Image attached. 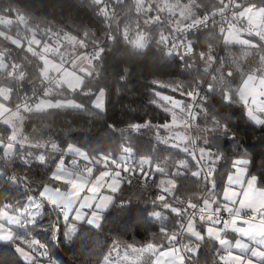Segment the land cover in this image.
Here are the masks:
<instances>
[{
	"label": "trees",
	"instance_id": "1",
	"mask_svg": "<svg viewBox=\"0 0 264 264\" xmlns=\"http://www.w3.org/2000/svg\"><path fill=\"white\" fill-rule=\"evenodd\" d=\"M175 1L191 6L195 13L192 19L182 24L179 20H174L171 15L162 13L154 0L155 11L165 18H170L171 29L182 28L203 15L222 11L225 6V0ZM104 2L108 5L110 0H104ZM140 4L141 0H123L109 29L104 18L97 15V6L93 0H0V52L12 50L14 57L27 73V79L23 84L24 91L33 90L41 81L39 67L42 66V62L26 50L27 45L20 24L13 21L9 27H4L1 22L5 18L18 17L24 25V31L31 36L34 33L37 34V38L40 35L41 38L46 39L50 34L48 30H51V33L58 32L61 35L69 33L81 38L87 33L89 41L99 40L105 47L102 58L94 62L92 75L85 77L80 90L70 92L56 88L53 92L52 99L80 100L84 106L83 110L55 108L41 113L33 111L25 113L21 110L24 112V118L27 119L25 131L29 138L33 141H37L36 138H38V141H43L45 145L56 142L61 148L72 143L88 152L90 156L109 154L117 158L124 155L121 151L122 145H131L133 152L131 160L128 161L135 163L143 157H148L153 162H161L169 173L167 176H162L154 171L155 165H153L151 174L154 178V189L142 188L133 182L131 184L125 182L121 190L114 193L117 199L104 214L105 218L101 222L102 230L97 231L84 225L83 231H80L78 226L77 235L73 237L71 244H52L50 234L43 228L30 227L34 236L49 245L53 259L63 261V264H97L95 259L97 254H101L100 259L102 260L103 255L108 254L113 241H118L122 245L135 243L139 247L148 241L156 242L161 226L178 229L181 218L171 213L170 210L163 209V202L156 201L155 205L153 204L154 197L160 194L157 186L161 179H175L176 181L175 198L170 196L168 200L174 207H181V200L186 203H197L204 195L202 181H198L191 175V171L196 170L195 162L186 157L185 153L160 143L155 128L143 129L140 133H131L130 140L122 139L121 132L124 136H128L127 129L131 123L150 121L153 125H160L171 122L170 113H165L161 107L151 103L156 99L153 95L154 91L187 100V97H181L179 93L160 87L153 81L164 84L173 81L182 82L185 89L194 88L197 83L205 80L210 67L217 59L214 67L215 79L212 82L215 86V93L207 94L209 95L206 105L209 109L208 114L202 113L198 116V129L201 133L200 146H204V140L209 139L212 142L209 145L211 150L216 152L219 147L223 153V158L215 164L212 177L217 185L216 191L221 195L228 174L235 170L232 161L241 156L250 159L251 163L247 166L248 173L257 175V186L264 187V183L259 182V178H264V132L243 116L238 104L229 107L222 102L225 91H235L240 87L241 72L252 73L257 69H264V44L252 38L255 46L226 45L221 47L217 26L212 25L193 38L194 51L191 58L186 61L187 63L178 61L163 55L165 49L158 41H161L162 37H167V30L159 28L157 19L154 17L155 11L152 9L146 7L144 13H139L137 6ZM240 4L259 7L264 5V0H240ZM124 30L128 31L129 39H132L138 32L143 33L148 40V47L144 51H133L123 39H120ZM2 31H6L22 43L18 46L9 37L1 35ZM108 35L116 36V41L109 43ZM65 47L62 51H72V46L66 44ZM94 47L95 45L91 42L88 43L87 50L80 49L77 45L76 55L84 51L91 52ZM200 53L204 54L203 59ZM74 57L75 55H66L65 60ZM210 57L216 59L213 61ZM125 69L128 70L127 79L122 83L120 78L125 75ZM229 70L232 71L233 77H226L225 74ZM4 82L13 86L12 80L8 77L7 67L0 69V84ZM224 83L229 85L227 89L221 87ZM101 88L106 92V111L103 113H99L92 107L94 96L83 94L84 92H98ZM233 99L236 97L234 96ZM14 101L15 98L9 102V105H14ZM176 112L179 117H183L179 110ZM214 119L218 124L215 125V131H210L214 127L212 123ZM225 123L231 131L236 132L242 143V149L239 152L226 137L221 135L220 126ZM109 125H113L115 131L110 130ZM167 134L165 130H160L161 136ZM9 135L10 130L0 123V136L3 137L5 144L9 142ZM43 151L47 154L51 167L58 158V154L49 151L46 147H43ZM24 153H32L34 156L40 154L36 150L32 152L21 150L15 157L8 159L0 153V172L3 173L0 176V205L26 201L27 190H20V187H24L21 183H10L9 176L12 174L16 177L27 175L33 184L47 181L46 168L36 165L26 168L22 156ZM67 157L66 162L69 164L72 159L76 158L72 155H67ZM185 158L188 159V170L181 169L182 175L173 177L171 173L177 170V163ZM209 197L210 191L206 199ZM121 199L125 201L131 199L130 210L121 208L119 204ZM49 208L46 206V215L39 220L40 224L46 225L51 218L48 215ZM153 209L161 211L163 218L158 220L150 216L149 213ZM61 237H63V227ZM215 248V244H203L199 254V263L213 264L215 254L213 249ZM89 254L91 256L86 260L85 257Z\"/></svg>",
	"mask_w": 264,
	"mask_h": 264
},
{
	"label": "snow or ice",
	"instance_id": "2",
	"mask_svg": "<svg viewBox=\"0 0 264 264\" xmlns=\"http://www.w3.org/2000/svg\"><path fill=\"white\" fill-rule=\"evenodd\" d=\"M97 6V15L105 18L109 17L108 6L104 0H93ZM237 8L242 5L237 3ZM254 15H246L253 13ZM249 25L247 32L243 35L256 36L264 41V24L261 18L264 17V5L257 7L249 5L243 8L239 14ZM191 30V26H189ZM47 38H39L37 34H33L28 41L26 50L38 61L42 62L39 72L45 82H54L56 88L67 87L70 92H76L81 89L85 77L92 75L91 68L95 61H99L105 47L99 40L89 41L87 33L84 36L77 37L69 33L61 35L60 33H51ZM117 37L108 35L107 41L114 43ZM120 39L130 46L133 51H144L148 47V40L143 33H136L132 39H129V33L124 30ZM66 42V43H65ZM95 45L91 52L84 51L76 55L77 45L80 49L87 50L88 43ZM244 45L249 41L242 40ZM164 47L163 55L172 57L178 61H184L185 57L194 51L189 42L186 49H180L176 44H170L167 37H162L158 41ZM72 46L71 52L62 51L65 45ZM19 46V44H18ZM255 46V45H253ZM66 55H75V59L65 60ZM201 59L204 54L200 53ZM213 61L215 57H210ZM83 60L88 67H80L77 69V61ZM5 65H0L3 67ZM190 67V65H186ZM125 75L121 76V82L127 79L128 70L125 69ZM81 73L83 75H81ZM226 77H233L232 71H228ZM24 74L21 73V79ZM160 87L169 88L174 93H179L184 99H177L173 96L165 95L159 91H154L153 95L156 99L151 103L161 107L165 113L172 116L171 122H165L160 125H153L150 121L143 123H131L128 126V136H124L121 132L122 139H131V133H140L143 129L155 128L157 139L160 143L169 145L171 148L177 149L185 153L186 157H190L196 168L191 171V175L197 180H203L206 185H210L209 199H202L199 205L189 202L186 207H174L169 203V197L175 198L176 181L175 179H161L157 186L158 192L153 200L163 202L162 208L170 210L171 213L181 218L179 229H169L165 226L159 228V235L156 242L148 241L139 247L135 243L122 245L118 241H113L112 246L108 250V254H104L102 260L101 254L95 257L97 264H199V254L202 245L217 242L219 248L213 249V264H264V187H257L258 176L248 173L247 166L251 163L250 159L237 158L232 161L233 168L237 173H248V178L241 181L239 175L228 174V187L223 189L222 200L219 199L220 193H217V185L212 178L215 172V164L223 158V153L219 147L216 152L211 150L209 146L212 142L209 139L204 140V146H200L195 140L192 145L195 147H181L188 145L190 137L181 132H173L174 126L182 125L183 129L190 128L189 120H195L202 113L208 114L207 102L209 95L201 94V84L199 82L195 88L185 89L182 82H169L168 84L159 81H153ZM222 88L227 89V83L221 84ZM11 89L8 94L0 88V101L9 100ZM207 93L214 94L215 86L213 83L207 84ZM53 93L45 89L43 96L26 98L24 101L23 111H41L46 112L50 108H73L83 110L84 106L79 103L68 100L53 102L46 97ZM84 95L95 97L92 100V107L99 113L106 110L105 105V89L101 88L98 92H84ZM236 99H233V97ZM222 102L232 107L238 104L242 109L243 116L255 127L260 128L264 132V69H257L252 73L241 72V85L235 91H225L222 96ZM183 114V117L177 119V112ZM7 106L0 104V123L10 130L8 136L9 143L5 144L4 139L0 136V153L7 156L14 153L16 146L21 148L27 144V137L21 140L12 123L3 119ZM17 118H21L20 112L13 114ZM214 127L210 131H215V125L218 122L212 121ZM221 135L226 137L239 152L242 149L236 132L230 130L227 123L220 126ZM109 129L115 131L113 125H109ZM165 130L166 136L160 135V130ZM30 147H46L49 151L58 154V158L53 165L49 166L48 156L45 152L39 155L28 153L23 158L26 168L33 165L44 167L47 169V181L40 184H33L27 175L16 177L9 176L11 184L21 183L26 192V201L24 203L17 202L15 204L0 205V264H63V261L54 260L49 251V245L42 242L33 235L29 226L41 227L48 232L51 237L52 244L63 245L71 244L73 237L77 235L78 226L83 231V226L87 225L90 229L97 231L102 230V219L105 217L103 213L109 209L110 205L115 204L116 196L114 193L119 192L125 182L131 184V178L137 172L141 176L147 178L151 176L153 165L154 171L162 176L169 175L167 169L161 165V162H153L148 157L137 160L134 164L109 154L92 155L77 147L75 144L68 143L66 147L61 148L56 142H50V145L29 144ZM196 149H198V153ZM123 154L133 152L131 145H122ZM72 155L78 157L86 163L81 167L77 159H72L70 164L66 163L65 157ZM31 157V159H28ZM201 161H204L202 164ZM102 168L96 167L101 166ZM147 166V167H146ZM177 170L171 175L173 177L181 176V169L188 170V159L181 160L176 165ZM206 168V174L201 175L202 170ZM126 174H130L127 181ZM3 173H0L2 176ZM260 183H264V178H259ZM234 185H239L241 190H235ZM120 206L122 209L130 210L132 201L121 199ZM46 205L51 207V218L46 225L40 224V217L46 215ZM191 210V211H189ZM226 214V215H225ZM156 219H162L161 211L153 209L149 213ZM61 221L63 225H61ZM63 227V237L61 231ZM233 236L235 237L233 239ZM245 238L248 242H245ZM91 254L85 259H89Z\"/></svg>",
	"mask_w": 264,
	"mask_h": 264
},
{
	"label": "built area",
	"instance_id": "3",
	"mask_svg": "<svg viewBox=\"0 0 264 264\" xmlns=\"http://www.w3.org/2000/svg\"><path fill=\"white\" fill-rule=\"evenodd\" d=\"M122 1L123 0H110L109 4L107 5L109 17L107 21L104 18L107 28L109 29L111 28L114 22L115 16L117 14V10L119 6L121 5ZM141 2L142 4L137 6L139 13H144L146 7L155 11L154 0H141ZM237 3H240V0H225V6L222 11L214 12L208 15H203L191 21L188 25L182 28H179V29H171L170 18L163 17L157 11H155L154 17L157 19V24L159 28L167 30V39L170 42V44H176V46L182 50L188 47L189 42H191V45H192L193 38L197 36L200 32L210 28V26L212 25L217 26V34L220 37V46L224 47L226 46L224 44L225 36L229 31H231L233 27L237 26L241 32L242 31L247 32L249 30L248 23H243L240 19L239 8L235 6ZM12 12L13 14H15V10H13ZM15 20L22 27L23 32H24L23 38H24L26 45H28V41L32 38V36L24 31V25L18 17H15ZM189 26H191V30H189ZM251 37L259 40L260 42L264 44V41L260 40L258 37L256 36H251ZM191 56H192V53L186 56L184 62L187 63L186 61L189 58H191ZM216 62H217V59L215 63L213 64L212 68L210 69V71L208 72L205 80L202 81L203 82V84H201V94L202 95L208 94L207 84L210 82L212 83L213 80L215 79L214 67H215ZM0 65L7 66L8 77L13 82L12 95H13V98H15L14 105H13L14 110H23L24 101L26 98H33L34 100L35 97L43 96L45 89H48L52 93L56 89L54 82H45V80L42 77L39 84L33 90L24 91L23 84L27 79V73L23 70L22 66L16 60V58L13 55L12 50L10 49L3 50L0 52ZM21 73L24 74L23 79H21ZM197 84L194 86V88L197 86ZM52 96L53 94L49 97H46V99H50ZM189 122L191 124V127L186 128L188 136L190 137V140L187 146L194 148L195 146L192 145L191 143L192 140H195L198 145L201 144L200 142L198 143V136H200L201 134L198 129V117L195 120L190 119ZM196 151H197V154H199L198 149H196ZM67 158L68 157L66 156L65 159L67 160ZM77 161H78V164L82 167L86 163L85 161L81 159H77ZM128 162L134 164V162L132 161H128ZM201 163L203 164L204 161H201ZM96 167L102 168V165L96 166ZM204 174H206V168L202 170L201 172V175H204ZM129 175L130 174H126L125 176L126 181H127V178H129ZM130 178H131V182L138 184V186L142 188L154 189L153 187L154 178L152 174L151 176L147 178V183L145 182L146 178L141 176L139 172H137L134 177H130ZM201 181L204 187V195L201 197V199L197 203H195L197 205L201 203L202 199H206V196L208 192L210 191V185H206L203 182V180ZM20 190L26 191L24 187H20ZM187 204L188 203H186L184 200L180 201L181 208L186 207ZM48 213H51V208L48 209ZM178 229H179V226H178ZM199 264H202V263H199Z\"/></svg>",
	"mask_w": 264,
	"mask_h": 264
},
{
	"label": "rangeland",
	"instance_id": "4",
	"mask_svg": "<svg viewBox=\"0 0 264 264\" xmlns=\"http://www.w3.org/2000/svg\"><path fill=\"white\" fill-rule=\"evenodd\" d=\"M142 4V2H141ZM242 7L240 8L239 10V14L241 13V11L243 10V8H246L247 6H249L248 4H241ZM156 6L158 7V9L161 10L162 13H165V14H168V15H171L172 18L177 19L179 20L182 24L186 23L189 19H192L194 17V13H195V10L191 7V6H188V5H183L181 4L180 2L178 1H175V0H156ZM255 14V9L253 10V13H248L246 15H254ZM240 16V15H239ZM241 18V16H240ZM13 21H16L15 19H11V18H5L1 24L4 26V27H9V25L12 24ZM241 21L244 22V23H247L243 18H241ZM262 24H264V17L261 18V21H260ZM241 31L238 29L237 26L233 27L231 29V31H229L226 36H225V40H224V44L225 45H230V46H250V45H255L254 43V40L252 39L253 37L249 36V35H243L241 37ZM1 35L3 36H7L9 37L10 40H12L14 43L16 44H21L22 42L18 41L17 39H15L14 37H12L11 35H9L6 31H2L1 32ZM242 40H246V41H249L250 43L247 44V45H244L241 41ZM215 63V62H214ZM213 66V65H212ZM5 67L7 66H3V67H0V69H5ZM212 67H210L211 69ZM209 69V70H210ZM11 85L10 83H2L0 84V88H3L5 90V94L7 95L8 94V89H11ZM12 90V89H11ZM12 99H13V95H12V91H11V94H10V99L9 100H3V101H0V104H4L7 106V109H10L11 110V107L13 108V105H9V102H12ZM53 102L57 101V100H60V101H68V100H73L77 103H79L80 105H82V102L78 99H51ZM11 106V107H10ZM50 109H55V108H50ZM48 109V110H50ZM68 109H73V108H68ZM178 110V109H177ZM5 111V116L3 117V119H7L10 121V119L13 117V118H16L15 119V124H14V129L16 131V134L19 136L21 135H24L26 133L25 131V126H26V121L27 119L24 118V112H21L19 110H14L16 111L15 113L17 112H20V115L22 117L21 118H17L15 117L13 114H10L9 111L7 110H4ZM36 111V110H35ZM181 114V113H180ZM177 119H178V122L179 120L181 119V117H179V115L177 114ZM173 132H181L182 134H184L186 132V130H183V127L182 125H178L177 126H174L173 129H172ZM181 147H184L183 145H181ZM131 154H124L120 157V159H123V160H131ZM4 157H6L4 154H3ZM76 159H80L78 157H76ZM236 171V169H235ZM2 173V172H0ZM47 206V205H46ZM50 207V206H49ZM51 208V207H50ZM45 216V215H44ZM44 216L38 218L39 220L42 219ZM29 227H33V226H29ZM68 244V243H67ZM46 264V262H45ZM126 264H130V262H126Z\"/></svg>",
	"mask_w": 264,
	"mask_h": 264
},
{
	"label": "crops",
	"instance_id": "5",
	"mask_svg": "<svg viewBox=\"0 0 264 264\" xmlns=\"http://www.w3.org/2000/svg\"><path fill=\"white\" fill-rule=\"evenodd\" d=\"M79 55V54H78ZM73 59H75V57L73 58ZM76 67H77V69L78 68H80V67H88V65L83 61V60H79V61H77V64H76ZM89 71H91L92 72V67L91 68H89ZM81 75H83L82 73H81ZM84 81H85V79H84ZM83 86V85H82ZM82 88V87H81ZM60 89H65L66 91H69V89L67 88V87H60ZM78 90H80V89H78ZM58 91V90H57ZM60 91V90H59ZM50 99H52V97L50 98ZM105 105H106V95H105ZM11 107V106H10ZM51 110V109H50ZM19 111H21V110H19ZM33 112H40L41 113V111H35V110H32ZM47 111H49V110H47ZM46 111V112H47ZM106 111V110H105ZM104 111V112H105ZM16 111H14V109L11 107V111H9V113L10 114H14ZM22 112V111H21ZM25 113H26V111H25ZM15 119L16 118H11L10 119V122L12 123V125L14 126V124H15ZM2 124V123H1ZM186 133V135H188V133L187 132H185ZM25 137H27V144H26V146L25 147H23V148H21L19 145H17L16 146V149H15V152L14 153H9L5 158H8V159H12L13 157H15L17 154H18V152L19 151H23V150H28V151H33V150H36V152L37 153H41V152H44L43 151V147H30V146H27V145H29V144H36V145H45L44 143H43V141H38L39 139L38 138H36V140L37 141H33V139L32 138H29V136L28 135H26V134H24V135H21V136H19V138L21 139V140H23ZM10 142V141H9ZM8 142V143H9ZM7 144V143H6ZM28 154V153H27ZM27 154L26 153H24V154H22V156L23 157H25V156H27ZM28 159H31V157H28ZM25 163V162H24ZM67 163V162H66ZM82 167V166H81ZM231 174H234V175H239V178H240V180L241 181H243V180H246L247 178H248V176H247V173H245V174H242V173H237L235 170L233 171V172H231ZM226 187H228V181L226 180V185L224 186V188H226ZM233 187H235V190L236 191H240L241 190V188H240V186L239 185H234ZM258 187V186H257ZM223 192V191H222ZM219 199H221L222 200V193H221V195H220V197H219ZM111 207V205L109 206V208ZM108 210H106L105 212H107ZM105 212L103 213V216H104V214H105ZM102 222V221H101ZM235 237L233 236V239H234ZM245 242H248L247 240H246V238H245ZM212 244H215L216 245V248H219V245H218V243L217 242H212Z\"/></svg>",
	"mask_w": 264,
	"mask_h": 264
},
{
	"label": "bare ground",
	"instance_id": "6",
	"mask_svg": "<svg viewBox=\"0 0 264 264\" xmlns=\"http://www.w3.org/2000/svg\"><path fill=\"white\" fill-rule=\"evenodd\" d=\"M199 142L201 143V138H200V136H198V143H199Z\"/></svg>",
	"mask_w": 264,
	"mask_h": 264
}]
</instances>
